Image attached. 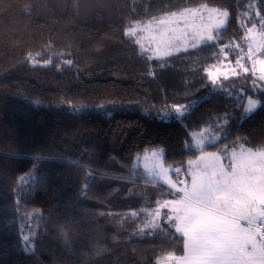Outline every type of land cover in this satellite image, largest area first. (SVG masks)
Here are the masks:
<instances>
[{"label":"trees","instance_id":"16d2710c","mask_svg":"<svg viewBox=\"0 0 264 264\" xmlns=\"http://www.w3.org/2000/svg\"><path fill=\"white\" fill-rule=\"evenodd\" d=\"M203 5L228 13L213 40L154 57L128 32ZM252 26L264 32V0H0V264L182 255L171 210L158 207L176 189L136 161L162 148L173 179L189 181L201 153L228 166L233 150L264 149V81L209 77ZM248 99L259 101L251 112Z\"/></svg>","mask_w":264,"mask_h":264},{"label":"snow or ice","instance_id":"6c2138e0","mask_svg":"<svg viewBox=\"0 0 264 264\" xmlns=\"http://www.w3.org/2000/svg\"><path fill=\"white\" fill-rule=\"evenodd\" d=\"M217 15L227 17L228 13ZM224 22L221 18L215 26ZM172 23L171 19H161L159 26ZM212 27L213 24L208 25V29ZM204 38L214 39L208 30ZM255 51L260 52L261 49L256 48ZM249 59L252 69L244 67L241 60L236 63L244 72L251 71L254 76L258 63V79L264 81V59L257 60L251 49ZM213 75L209 72L210 78ZM231 75L237 76L238 73L233 70ZM258 103V100L249 99L245 111L251 112ZM174 109L179 114L183 106L175 105ZM239 153L233 150L228 166L220 162L216 153L202 154L196 162L189 161L185 176L191 177L190 182L180 179L174 186L179 198L158 206L172 209L174 216L189 225L183 229L188 238L185 254L177 257L169 253L164 264L168 261L175 264H264V151L253 152L251 157L246 153L241 157ZM177 184L183 187L177 188ZM160 214L158 211L157 216ZM257 219L260 224L256 223Z\"/></svg>","mask_w":264,"mask_h":264},{"label":"rangeland","instance_id":"374dc122","mask_svg":"<svg viewBox=\"0 0 264 264\" xmlns=\"http://www.w3.org/2000/svg\"><path fill=\"white\" fill-rule=\"evenodd\" d=\"M193 12L195 13L194 15ZM223 12L225 11L203 5L177 12L175 13V16L172 15L173 13L166 14L146 23L134 25L131 29L128 30V32H130V34L136 38L140 48L144 52L153 55L154 57L162 56L165 52H175L180 49L192 47L194 45L200 44L202 41L207 40L206 38H204V36L206 35V30L211 31L213 35V32L216 29L225 25L226 17L217 15V13ZM221 18H223L225 22L218 27L215 26V22H217ZM161 19H171L172 21H174V23L170 25L159 26V21ZM209 24H213V27L211 29H208ZM249 29H252V31L249 32ZM256 48H260L261 51L256 52ZM250 49L253 51L254 56L257 60L264 59V54H262L264 53V32L259 31L255 26L248 28L246 45L237 48L238 54L236 55L234 60H229L228 55L225 52L222 54L220 60L209 70V72L214 74L211 78L215 80L219 77L233 76L231 75V71L233 70H235L237 73H246L244 72L243 68L237 65V60H241V63L244 65V67L252 69L253 64L249 59ZM259 68L260 65L257 63L255 65V77L257 78L260 75ZM247 73H251V71ZM248 101L249 99L247 100L246 108L248 106ZM193 137L195 146L198 149L203 148V146L207 142L206 129H202L201 131L194 133ZM232 152L228 153L229 163L231 162ZM236 152H240L239 155L241 156L245 155V153L252 154L253 152L258 151L248 148H241ZM216 154L222 159V156L218 152ZM190 161L196 162L197 159H193ZM245 162L247 163L248 161ZM136 166H141L144 174L150 178L158 179L171 186H175L176 184L175 179H173L171 175V173L175 171L176 168L173 166L167 167L163 164L162 148H158L151 153H145L143 156L137 159ZM225 166L227 165L225 164ZM168 202H166L165 205H167ZM168 210L172 211V209L169 208ZM171 211L170 216L175 218ZM169 262L174 263V261Z\"/></svg>","mask_w":264,"mask_h":264},{"label":"crops","instance_id":"0c3cea01","mask_svg":"<svg viewBox=\"0 0 264 264\" xmlns=\"http://www.w3.org/2000/svg\"><path fill=\"white\" fill-rule=\"evenodd\" d=\"M264 150V149H263ZM263 150H257V151H263ZM206 153H217V152H213V151H208V152H204L203 154H206ZM201 155H202V153H201ZM201 155H199L198 157H200ZM249 157H251L252 156V154H247ZM244 155H241V157H243ZM197 157V158H198ZM220 157V156H219ZM196 158V159H197ZM220 162L223 164V165H225L224 163H223V161H222V159H221V157H220ZM188 171V170H187ZM158 180V179H157ZM190 180H191V177H190ZM190 180H189V182H190ZM158 181H160V180H158ZM160 182H162V181H160ZM163 184H166V183H164V182H162ZM167 185V184H166ZM169 187H173L174 188V186H171V185H168ZM180 194H178V196H179ZM179 197H177V199H178ZM172 212V211H171ZM175 224H174V227H175V230L179 233V234H181L182 236H183V238H184V252H183V254L182 255H180V256H183L184 254H185V246H186V243L188 242V238L187 237H185V235H184V233H183V229H185V228H187L189 225L186 223V222H183L178 216H175ZM258 220V219H257ZM178 229H180V231H178ZM177 257H179V256H177ZM174 264H175V262H174Z\"/></svg>","mask_w":264,"mask_h":264},{"label":"built area","instance_id":"2783aa9c","mask_svg":"<svg viewBox=\"0 0 264 264\" xmlns=\"http://www.w3.org/2000/svg\"><path fill=\"white\" fill-rule=\"evenodd\" d=\"M256 223H257V224H260V220L258 219V220L256 221Z\"/></svg>","mask_w":264,"mask_h":264}]
</instances>
